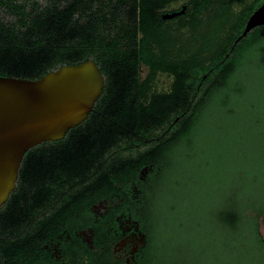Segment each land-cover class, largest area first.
I'll return each mask as SVG.
<instances>
[{
    "label": "trees",
    "instance_id": "1",
    "mask_svg": "<svg viewBox=\"0 0 264 264\" xmlns=\"http://www.w3.org/2000/svg\"><path fill=\"white\" fill-rule=\"evenodd\" d=\"M114 1L0 0L12 16L0 18L1 75L36 79L93 59L106 77L85 121L26 152L0 208V264H59L44 244L75 225L77 208L142 181L144 168L138 264H264V25L231 51L264 0H239L241 12L221 4L205 32L174 34L152 32L150 0ZM159 72L173 88L142 101ZM172 123L168 143L125 157Z\"/></svg>",
    "mask_w": 264,
    "mask_h": 264
},
{
    "label": "flooded vegetation",
    "instance_id": "2",
    "mask_svg": "<svg viewBox=\"0 0 264 264\" xmlns=\"http://www.w3.org/2000/svg\"><path fill=\"white\" fill-rule=\"evenodd\" d=\"M121 1L123 0L114 1L113 6L116 7ZM238 1L209 0V7L197 12L194 5L204 3L205 0H150L152 32H171L172 34L174 32H205L208 21L213 19L221 4L231 5L230 8L234 11L238 9L240 12L243 11V6L237 7ZM245 2L251 5L255 0H245ZM127 9L126 6L120 7L117 18H127L129 13L124 12ZM182 10L184 11L180 14L167 17ZM234 15L235 13L233 17ZM185 37L188 39L187 36ZM186 38L183 37V40L185 41ZM140 74L141 83H143L150 74L149 67L141 65ZM174 83V76L159 72L145 87L144 92L138 93V97L142 101H151L155 95L168 93ZM193 98H197V95ZM179 120L180 117L177 116L175 122ZM156 132L159 135L145 139L146 145L134 140L129 145L133 149L123 152L125 157L131 153L137 155L138 151L146 147L153 148L162 138L161 142L168 143L179 132V128L172 123L169 126L162 125ZM149 167L151 171L154 169L152 165ZM148 170L147 168L142 170V181L138 184L134 182L130 191L125 189L123 192H115L92 204L88 203L89 207L85 210L77 208L78 210L75 211L79 216L76 215L77 221L73 220L75 225L69 224L66 228L56 230L57 234L44 244L47 253L59 264H94L95 260L96 264H138L141 253L147 245L140 204L144 202V193L149 183L147 181L151 179V173ZM100 260L103 261L100 262Z\"/></svg>",
    "mask_w": 264,
    "mask_h": 264
},
{
    "label": "water",
    "instance_id": "3",
    "mask_svg": "<svg viewBox=\"0 0 264 264\" xmlns=\"http://www.w3.org/2000/svg\"><path fill=\"white\" fill-rule=\"evenodd\" d=\"M262 25L264 1L249 16L231 51ZM105 80L93 59L64 65L36 79L0 74V208L17 187L26 152L64 138L85 121L103 92Z\"/></svg>",
    "mask_w": 264,
    "mask_h": 264
},
{
    "label": "rangeland",
    "instance_id": "4",
    "mask_svg": "<svg viewBox=\"0 0 264 264\" xmlns=\"http://www.w3.org/2000/svg\"><path fill=\"white\" fill-rule=\"evenodd\" d=\"M40 1L42 2V4H45V2H46V0H40ZM63 2H65V1H63ZM107 4H110V3H107ZM0 18L2 20H9V21L12 20V16L10 14L6 13L1 7H0ZM261 220H262V217H261ZM259 230H260L261 235L264 238V222L260 223Z\"/></svg>",
    "mask_w": 264,
    "mask_h": 264
}]
</instances>
